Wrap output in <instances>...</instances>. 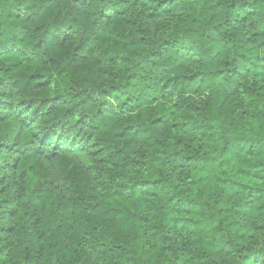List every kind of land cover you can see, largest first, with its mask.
<instances>
[{"label":"clouds","instance_id":"obj_1","mask_svg":"<svg viewBox=\"0 0 264 264\" xmlns=\"http://www.w3.org/2000/svg\"><path fill=\"white\" fill-rule=\"evenodd\" d=\"M0 264H264V0H0Z\"/></svg>","mask_w":264,"mask_h":264}]
</instances>
